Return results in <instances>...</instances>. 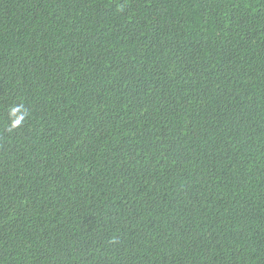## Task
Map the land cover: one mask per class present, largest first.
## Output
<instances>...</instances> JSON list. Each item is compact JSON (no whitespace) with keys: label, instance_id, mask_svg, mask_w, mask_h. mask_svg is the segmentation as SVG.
Segmentation results:
<instances>
[{"label":"trees","instance_id":"obj_1","mask_svg":"<svg viewBox=\"0 0 264 264\" xmlns=\"http://www.w3.org/2000/svg\"><path fill=\"white\" fill-rule=\"evenodd\" d=\"M0 264H264V0H0Z\"/></svg>","mask_w":264,"mask_h":264}]
</instances>
